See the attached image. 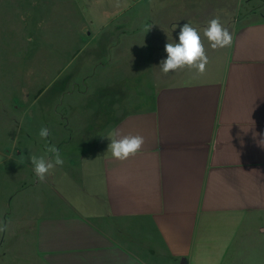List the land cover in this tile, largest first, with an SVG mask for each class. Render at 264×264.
<instances>
[{"label":"crops","instance_id":"0c3cea01","mask_svg":"<svg viewBox=\"0 0 264 264\" xmlns=\"http://www.w3.org/2000/svg\"><path fill=\"white\" fill-rule=\"evenodd\" d=\"M147 1L114 4L128 3L124 13ZM145 6L77 33V52L93 41L94 55L79 67L93 70L81 78L92 92L71 107L75 128L61 116L55 131L34 115L13 146L12 162L28 169L16 170L18 189L2 200L0 264H243L264 245V147L253 138L264 133V0ZM217 17L233 34L231 47L213 50L203 38V75L164 74L165 44L179 43L185 23L202 35ZM113 129L142 135L141 151L113 158ZM46 144L64 164L41 182L29 157L48 158Z\"/></svg>","mask_w":264,"mask_h":264},{"label":"rangeland","instance_id":"374dc122","mask_svg":"<svg viewBox=\"0 0 264 264\" xmlns=\"http://www.w3.org/2000/svg\"><path fill=\"white\" fill-rule=\"evenodd\" d=\"M160 1L148 0L145 5L154 8ZM114 2L0 0V222L8 215L7 200L5 207L2 200L10 191H16L20 183L16 180V170H20L21 176L25 167L28 169L17 166L12 157L16 155L13 146L23 140V133L31 125V116H46L49 129L55 131L62 116L65 119L62 124L70 130L75 128L76 117L71 109L82 103L81 94L89 88L92 92V86L83 84L81 78L93 70L79 67L83 57L94 55L92 51L87 52L94 42H88L84 52L78 53L82 39L77 33L82 34L85 28L95 32L108 17L119 13L132 15L146 8L142 2L123 13L128 3ZM61 94L66 95L62 106ZM67 96H72V101ZM68 155L78 156L75 151ZM3 207L5 211H1ZM250 254L252 258L243 264H264V245L255 246V252ZM255 256H262V261L255 262Z\"/></svg>","mask_w":264,"mask_h":264},{"label":"clouds","instance_id":"9594fccd","mask_svg":"<svg viewBox=\"0 0 264 264\" xmlns=\"http://www.w3.org/2000/svg\"><path fill=\"white\" fill-rule=\"evenodd\" d=\"M151 27L146 28V33ZM203 38H207L210 48L213 50L231 47L233 43L232 32L221 24L218 17L207 22L202 35L190 23H185L180 28L179 43L168 42L165 44L164 50L167 53V58L160 62L161 71L168 74L188 68L189 70L194 69L196 75H203L209 63ZM49 134L47 127H42L39 131V137L45 141ZM106 137L111 141L107 152H111L112 157L119 161H125L135 156L145 143V138L142 135H123L118 129L111 130ZM257 137H260L257 140L258 145L264 147V133L254 132L253 138ZM46 154H50V156L48 158L35 155L29 157L35 175L41 182L45 181L56 166L64 164L60 150L55 145L46 144ZM4 231H7V224H0V232Z\"/></svg>","mask_w":264,"mask_h":264},{"label":"water","instance_id":"95a60500","mask_svg":"<svg viewBox=\"0 0 264 264\" xmlns=\"http://www.w3.org/2000/svg\"><path fill=\"white\" fill-rule=\"evenodd\" d=\"M180 264H184V261H183V260H181Z\"/></svg>","mask_w":264,"mask_h":264}]
</instances>
